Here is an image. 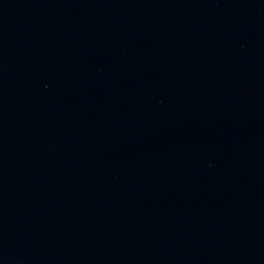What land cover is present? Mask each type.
Instances as JSON below:
<instances>
[{
  "label": "water",
  "instance_id": "1",
  "mask_svg": "<svg viewBox=\"0 0 264 264\" xmlns=\"http://www.w3.org/2000/svg\"><path fill=\"white\" fill-rule=\"evenodd\" d=\"M0 264H264V0H0Z\"/></svg>",
  "mask_w": 264,
  "mask_h": 264
}]
</instances>
